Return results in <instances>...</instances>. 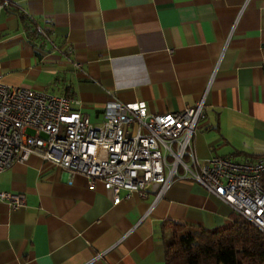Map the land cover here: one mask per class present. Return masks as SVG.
Returning a JSON list of instances; mask_svg holds the SVG:
<instances>
[{
	"label": "crops",
	"instance_id": "0c3cea01",
	"mask_svg": "<svg viewBox=\"0 0 264 264\" xmlns=\"http://www.w3.org/2000/svg\"><path fill=\"white\" fill-rule=\"evenodd\" d=\"M1 3V0H0ZM0 10V84L64 96L92 124L110 97L149 114L203 102L200 163L264 156V0H12ZM50 30L34 41L26 17ZM74 64L80 66L77 70ZM0 264H165L164 222L214 229L236 215L201 186L174 182L155 202L114 204L32 154L0 173Z\"/></svg>",
	"mask_w": 264,
	"mask_h": 264
},
{
	"label": "built area",
	"instance_id": "2783aa9c",
	"mask_svg": "<svg viewBox=\"0 0 264 264\" xmlns=\"http://www.w3.org/2000/svg\"><path fill=\"white\" fill-rule=\"evenodd\" d=\"M10 7L15 9L12 0H1L0 10ZM35 31L50 42L43 28ZM71 104L64 96L0 84V173L35 154L63 169L70 182L77 174L91 187L100 181L114 204L149 193L156 202L174 182L187 181L264 235V156L244 162L213 156L200 163L194 138L202 101L182 111L149 114L144 103L110 97L100 124L90 123ZM0 202L18 209L25 206V197L0 192Z\"/></svg>",
	"mask_w": 264,
	"mask_h": 264
},
{
	"label": "trees",
	"instance_id": "16d2710c",
	"mask_svg": "<svg viewBox=\"0 0 264 264\" xmlns=\"http://www.w3.org/2000/svg\"><path fill=\"white\" fill-rule=\"evenodd\" d=\"M7 11L20 15L11 7ZM26 19L27 34L34 41H43L36 34V26L43 28L51 41L48 28ZM161 229L163 234L169 233L164 237L165 264H264V235L237 214L214 229L171 222H164Z\"/></svg>",
	"mask_w": 264,
	"mask_h": 264
},
{
	"label": "rangeland",
	"instance_id": "374dc122",
	"mask_svg": "<svg viewBox=\"0 0 264 264\" xmlns=\"http://www.w3.org/2000/svg\"><path fill=\"white\" fill-rule=\"evenodd\" d=\"M26 133L30 135V134H33V131L32 130H27Z\"/></svg>",
	"mask_w": 264,
	"mask_h": 264
}]
</instances>
